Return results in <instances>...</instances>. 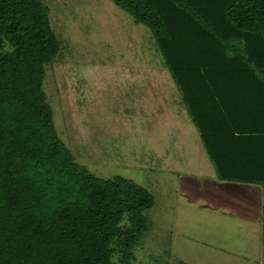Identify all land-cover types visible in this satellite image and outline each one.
<instances>
[{
  "label": "trees",
  "instance_id": "trees-1",
  "mask_svg": "<svg viewBox=\"0 0 264 264\" xmlns=\"http://www.w3.org/2000/svg\"><path fill=\"white\" fill-rule=\"evenodd\" d=\"M112 1L151 30L218 179L264 186V0ZM50 13L0 0V264H135L154 198L95 176L60 138Z\"/></svg>",
  "mask_w": 264,
  "mask_h": 264
},
{
  "label": "rangeland",
  "instance_id": "rangeland-1",
  "mask_svg": "<svg viewBox=\"0 0 264 264\" xmlns=\"http://www.w3.org/2000/svg\"><path fill=\"white\" fill-rule=\"evenodd\" d=\"M43 1L61 42L44 82L60 138L95 176L131 179L154 198L134 263L243 264L226 252L243 224L228 215H260L264 237V186L260 201H206L217 173L151 30L112 0Z\"/></svg>",
  "mask_w": 264,
  "mask_h": 264
},
{
  "label": "crops",
  "instance_id": "crops-1",
  "mask_svg": "<svg viewBox=\"0 0 264 264\" xmlns=\"http://www.w3.org/2000/svg\"><path fill=\"white\" fill-rule=\"evenodd\" d=\"M200 134V133H199ZM217 173V172H216ZM256 185L260 184H246V183H239V182H232V181H222L219 180L217 177V180L214 179L210 186V193L213 191L212 195L210 197H207L206 201H217L218 195L222 194L224 192L230 193V192H236L238 200L241 198L244 199L243 201H260V194L261 191L258 187H255ZM263 186V185H262ZM241 190L244 192H241ZM216 192L217 194H215ZM242 193V194H241ZM244 193V194H243ZM235 195V193H231ZM236 196V195H235ZM250 213V212H249ZM236 210L232 213H230L228 216V219L232 222H237L238 220H241L243 224H238V227L240 226L241 229H239L241 232L243 231L244 226H248L251 230H247V232H236L237 236L239 237V243H230L228 245V250L226 252L228 255L233 256L234 260L243 261V264H264V247H259L260 240L264 239L262 233V229L260 228V222L259 219H261L260 215H249L248 218H245V215L237 214L236 216ZM235 217V219L233 218ZM263 221V220H262ZM256 224L259 225V232H256L252 228ZM264 227V225H263ZM230 228V226L228 227ZM234 234V233H233ZM231 237V236H230ZM250 242H255L258 247L255 249V254L253 255V251H251L252 246ZM263 243V242H261ZM253 245V243H252ZM251 251V252H250ZM235 257V258H234ZM228 264V262H226Z\"/></svg>",
  "mask_w": 264,
  "mask_h": 264
}]
</instances>
